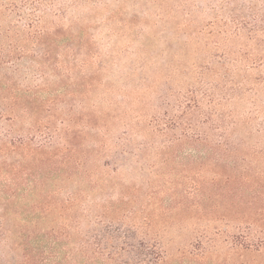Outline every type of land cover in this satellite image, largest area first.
Returning a JSON list of instances; mask_svg holds the SVG:
<instances>
[{
	"label": "trees",
	"instance_id": "trees-1",
	"mask_svg": "<svg viewBox=\"0 0 264 264\" xmlns=\"http://www.w3.org/2000/svg\"><path fill=\"white\" fill-rule=\"evenodd\" d=\"M183 1L172 12L185 22L158 13L163 28L139 31L146 36L136 47L139 36L118 50L80 33L78 49L63 52L57 70L79 76L82 87L81 143L68 131L65 148L38 144L31 133L19 146L45 153L48 179L65 175L72 186L46 193L50 223L19 231L16 264H56L63 238L78 239L83 253L94 239L116 238L128 252L141 247L140 264H159L173 230L175 238L187 233L186 248L196 243L202 259L235 264L238 254L239 264H264V37L257 49L244 45L239 4L247 0L208 4L213 18L200 26L198 3ZM13 53L0 48V156L19 142L3 134L4 121L19 117L20 106L32 114L33 90L18 94L10 78ZM102 222L114 231L106 235Z\"/></svg>",
	"mask_w": 264,
	"mask_h": 264
},
{
	"label": "rangeland",
	"instance_id": "rangeland-1",
	"mask_svg": "<svg viewBox=\"0 0 264 264\" xmlns=\"http://www.w3.org/2000/svg\"><path fill=\"white\" fill-rule=\"evenodd\" d=\"M190 1L195 5L198 3L199 12L195 11V16L199 19L198 26L204 20L203 17L207 20L213 18L207 11L208 4L213 7L214 4L222 3L221 0ZM178 2L184 1L0 0V48L14 52L11 63L17 69L10 78L17 83L18 94L22 89H32L34 97L30 103L32 114L24 113L22 106L18 107L19 117L10 122L4 121L3 134L19 141L21 137L26 139L31 133L29 138L38 144L48 143L61 149L67 145L63 142L66 141L62 138L64 133L72 131L74 144L81 143L79 130L82 127L79 125L82 87L77 79L79 76L68 79L63 76L62 71L57 70L63 62L66 63L63 52L78 49L80 33L90 34L102 46L110 40L111 45L118 50L132 46L131 40L139 36L141 39L133 44L136 47L146 36L137 34L139 31L157 34L163 28L158 13L173 16L177 25L186 21L181 10L172 12ZM233 3L237 4L234 0ZM246 4L247 8L243 10ZM239 5H243L240 10L242 16L247 17L242 29L244 45L257 49V42L261 39L258 35L264 37V0H247ZM225 17L231 19L228 12ZM130 23V29L124 26ZM250 29L255 33L253 37L257 38L250 40L247 37L252 35ZM45 51L52 53L51 60L41 58ZM113 79L120 85L119 75ZM1 104L8 106L9 102L1 101ZM85 104L89 106L88 112H91L93 99L86 100ZM70 125L71 130L68 129ZM19 143L20 141L9 153L0 156V264H16L22 259L20 252L13 251L14 246L22 241L18 237L21 229L40 227L49 222L45 212L46 193L51 190L59 191L58 189L63 191L72 186V183H62L61 180L67 178L65 175L60 179L49 180L47 155H34L28 147H20ZM134 175L136 174L129 175L133 177L130 180L135 179ZM232 206L237 211L242 208L238 203H233ZM101 224L100 230L106 235L115 229H110L104 222ZM174 233L173 230L171 243L166 247L167 255L159 264H221V260L216 262L215 258H200L196 243L193 247L186 248L187 233L185 237L177 238ZM63 239L62 246L66 249L58 257L56 264H140L139 245L137 251L128 252L123 242L116 238H111L107 243L94 239L92 244L86 246V253H83L80 252L81 242L78 239ZM154 253L155 251L152 252L153 256ZM85 255L90 257L84 258ZM233 259L235 264H239L241 260L238 254Z\"/></svg>",
	"mask_w": 264,
	"mask_h": 264
}]
</instances>
